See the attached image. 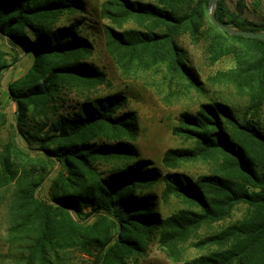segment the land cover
<instances>
[{
  "label": "trees",
  "instance_id": "trees-1",
  "mask_svg": "<svg viewBox=\"0 0 264 264\" xmlns=\"http://www.w3.org/2000/svg\"><path fill=\"white\" fill-rule=\"evenodd\" d=\"M117 2V11H109L112 19L154 23L147 32L107 28L109 51L120 65L149 57L151 64H166L173 77L195 81L179 45L184 35L203 42L212 63L233 58L234 68L220 73V80L228 77L245 102L220 99L183 114L175 131L194 146L170 150L162 161L171 170L194 161L212 162L213 169L198 177L165 173L139 159L124 140L135 139L138 119L120 113L128 100L124 93L92 94L108 79L87 61L93 44L84 35V0H0V34L15 53L23 48L33 56L8 96L17 106V133L36 147L25 150L14 138L0 145V217L6 221L0 239L15 252L17 264H77L66 258L72 251L93 259L87 264H128L154 236L171 245L244 206L239 221L208 239L219 251L186 264H264V40L217 29L208 16L211 0ZM237 8L245 10L243 0ZM214 13L234 29L264 32V23L237 16L227 21L225 0H218ZM8 58L0 49V77L18 61V55L12 63ZM7 124L2 109L0 129ZM56 163L64 170L46 202L38 190ZM159 182L164 200L176 196L189 207L165 217L160 196L151 191Z\"/></svg>",
  "mask_w": 264,
  "mask_h": 264
},
{
  "label": "rangeland",
  "instance_id": "rangeland-1",
  "mask_svg": "<svg viewBox=\"0 0 264 264\" xmlns=\"http://www.w3.org/2000/svg\"><path fill=\"white\" fill-rule=\"evenodd\" d=\"M84 1L87 8L84 35L89 36L93 44V51L87 61L106 72L108 79L106 84L92 90V94L105 96L124 93L128 100L120 113H134L138 119V132L135 139L125 137L124 140L135 146L139 159L149 160L151 167L155 163L165 173L179 172L190 177L210 174L213 169L210 164L212 162H181L179 168L171 170L164 168L162 161L170 150L187 149L194 146L193 140L175 131L180 126L183 114H195L203 105L217 102L220 99H226L233 104L245 102L238 96L228 77H223V81L220 80V73H227L234 68L233 58L227 57L217 63H212L205 52L203 42L196 43L189 35H184L179 39V45L187 53V68L193 72L195 81L188 76L173 77L169 74L166 64H151L149 57H146L143 62H132L125 59L123 65H120L109 51L107 28H112L118 33L131 30L147 32L153 29L154 23L152 21H123L121 16L112 19L109 11H117V0ZM132 1L146 4L156 3V0ZM237 1L225 0L229 13L227 21H230L232 16H237L241 21L264 23V0H243L245 5L243 12L238 10ZM0 49L9 54L10 63L13 62L11 57L18 55V61L0 77V110L3 109L8 117V124L0 129V145L14 138L21 148L35 150V146H28L27 142L17 133V106L8 96L9 86L32 67L33 56L23 48H17L16 55L9 39L1 34ZM63 170V166L56 163L54 170L46 177L42 187L38 190L40 199L51 202L50 191L53 181ZM164 190L163 182L157 183L151 189L160 196V212L165 217H171L174 213L189 207L186 202L176 196L164 200L162 196ZM245 211L244 206H239L229 217L217 222L208 221L200 229L188 235L185 240L171 242V245L163 244L159 235L154 236L143 244L144 250L129 259L128 264H186L204 256H211L218 252L219 248L209 244L208 239L239 221ZM80 220L93 222V219L87 220L84 217ZM5 230L6 221L1 216V236L5 234ZM14 253L8 249L4 238L0 239V264H17ZM66 258L77 264H87L93 260L76 251L69 252Z\"/></svg>",
  "mask_w": 264,
  "mask_h": 264
},
{
  "label": "water",
  "instance_id": "water-1",
  "mask_svg": "<svg viewBox=\"0 0 264 264\" xmlns=\"http://www.w3.org/2000/svg\"><path fill=\"white\" fill-rule=\"evenodd\" d=\"M218 0H211L210 3V9H209V19L211 23L220 31H223L225 33H228L233 36L238 37H244L249 39H259L264 40V32H250V31H241L232 28L229 25L221 23L216 17H215V9L217 5Z\"/></svg>",
  "mask_w": 264,
  "mask_h": 264
}]
</instances>
